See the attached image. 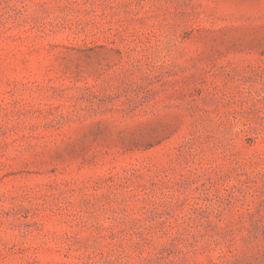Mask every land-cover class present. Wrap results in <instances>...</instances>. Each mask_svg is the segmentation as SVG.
Segmentation results:
<instances>
[{
    "label": "rangeland",
    "instance_id": "obj_1",
    "mask_svg": "<svg viewBox=\"0 0 264 264\" xmlns=\"http://www.w3.org/2000/svg\"><path fill=\"white\" fill-rule=\"evenodd\" d=\"M0 264H264V0H0Z\"/></svg>",
    "mask_w": 264,
    "mask_h": 264
}]
</instances>
